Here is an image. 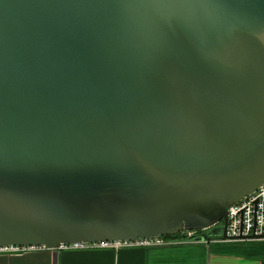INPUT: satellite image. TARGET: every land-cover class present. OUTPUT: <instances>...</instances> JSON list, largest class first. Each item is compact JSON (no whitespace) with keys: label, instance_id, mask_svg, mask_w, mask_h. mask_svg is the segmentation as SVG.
<instances>
[{"label":"water","instance_id":"water-1","mask_svg":"<svg viewBox=\"0 0 264 264\" xmlns=\"http://www.w3.org/2000/svg\"><path fill=\"white\" fill-rule=\"evenodd\" d=\"M262 182L264 0H0V247L254 238Z\"/></svg>","mask_w":264,"mask_h":264},{"label":"crops","instance_id":"crops-1","mask_svg":"<svg viewBox=\"0 0 264 264\" xmlns=\"http://www.w3.org/2000/svg\"><path fill=\"white\" fill-rule=\"evenodd\" d=\"M0 264H264V239H219L119 248L4 247Z\"/></svg>","mask_w":264,"mask_h":264},{"label":"built area","instance_id":"built-area-1","mask_svg":"<svg viewBox=\"0 0 264 264\" xmlns=\"http://www.w3.org/2000/svg\"><path fill=\"white\" fill-rule=\"evenodd\" d=\"M227 234L230 236H243L255 235L254 238H241L244 239H264V182L257 186L251 192L243 195L238 200L231 203L227 212ZM197 231L183 229L174 234H162L156 236L142 237L135 240H101L93 242H72L60 244L58 247L73 248V249H90L96 247H111L119 248L121 245H140V246H153V245H167L184 241L188 236ZM201 238L199 240H202ZM197 241V240H195ZM18 248L20 246H9ZM4 248V247H0Z\"/></svg>","mask_w":264,"mask_h":264},{"label":"flooded vegetation","instance_id":"flooded-vegetation-1","mask_svg":"<svg viewBox=\"0 0 264 264\" xmlns=\"http://www.w3.org/2000/svg\"><path fill=\"white\" fill-rule=\"evenodd\" d=\"M204 231H206V230H201V231H197V232H199V233H200V232H204Z\"/></svg>","mask_w":264,"mask_h":264},{"label":"rangeland","instance_id":"rangeland-1","mask_svg":"<svg viewBox=\"0 0 264 264\" xmlns=\"http://www.w3.org/2000/svg\"><path fill=\"white\" fill-rule=\"evenodd\" d=\"M179 233H176L175 235H178Z\"/></svg>","mask_w":264,"mask_h":264}]
</instances>
